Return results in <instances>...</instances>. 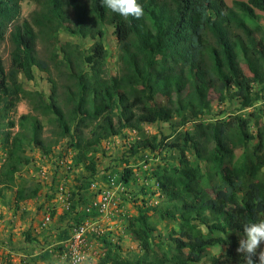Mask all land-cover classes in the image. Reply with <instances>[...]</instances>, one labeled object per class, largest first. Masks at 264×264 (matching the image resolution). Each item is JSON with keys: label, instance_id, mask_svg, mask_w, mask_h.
<instances>
[{"label": "trees", "instance_id": "obj_1", "mask_svg": "<svg viewBox=\"0 0 264 264\" xmlns=\"http://www.w3.org/2000/svg\"><path fill=\"white\" fill-rule=\"evenodd\" d=\"M22 1L0 0V49ZM138 3L143 17L126 21L101 0H89L88 9L70 0L73 27L63 1L49 0L39 21L48 35L62 30L80 38L91 32L89 16L100 26H112L116 75L108 72L101 29L88 54L73 57L65 46L54 47L47 61L38 57L30 23L13 26L9 68L0 56V143L6 150L0 199L12 192L18 206L42 190L40 181L21 182L18 175L31 163L29 148L53 156L42 138L43 123L29 114L18 121L10 117L29 94L19 76L33 81L35 69L49 74L53 66L65 81L62 93L53 78L50 94L36 95L38 107L54 117L60 138L74 153L67 168H84L94 177L102 144L132 130L137 138L129 155L149 153L144 171L152 172L162 198L155 206H137L126 220L125 235L138 244L137 252L126 254L111 233L94 236L104 253L100 264H200L214 247L224 251L211 256L210 264H244L236 251L237 233L245 223L264 219V32L255 22L257 11L264 14V0H236L234 7L224 0ZM214 104L228 108L217 112ZM174 118L169 135L144 129ZM152 159L158 161L156 169L149 167ZM132 175L126 167L119 183L128 185ZM91 182L96 180L89 188ZM159 222L176 224L179 233L171 231L168 242L156 241Z\"/></svg>", "mask_w": 264, "mask_h": 264}, {"label": "crops", "instance_id": "obj_2", "mask_svg": "<svg viewBox=\"0 0 264 264\" xmlns=\"http://www.w3.org/2000/svg\"><path fill=\"white\" fill-rule=\"evenodd\" d=\"M120 140V137H116L102 144L101 152L98 154L101 159L97 160L98 169L94 177L84 168L71 170L67 168L65 171L71 160L64 159L63 165L66 167L64 166L63 172L61 170L53 179L44 183L37 197L18 206L12 192H7L5 198L0 199V264H12L10 258H13V264H48L57 256L55 253L63 251L62 247L72 236L75 228L82 223L90 225L94 232L111 233L110 239L120 243L118 238L120 234L112 231L117 227V221L123 223L125 229L127 218L136 214L137 206L144 202L154 206L162 202L157 192L156 179L150 178L144 171L147 170L145 161L149 153L142 152L129 158L135 161L129 164L133 169L132 181L128 185L120 183L113 187L115 198L110 214L100 215L95 209L94 193L88 182L96 180L99 184H108L106 181L109 176L112 177L113 171L111 169L106 172L103 169L110 165V160L114 156L109 158L106 156L118 154L120 149L115 152L112 145L113 142L119 144ZM113 164L116 162L111 163V166ZM60 188L65 194L64 197L58 195L57 190ZM47 209L53 211V221L47 227H43V215ZM97 246L102 249L100 244ZM93 260L94 258L90 259V264H94Z\"/></svg>", "mask_w": 264, "mask_h": 264}, {"label": "rangeland", "instance_id": "obj_3", "mask_svg": "<svg viewBox=\"0 0 264 264\" xmlns=\"http://www.w3.org/2000/svg\"><path fill=\"white\" fill-rule=\"evenodd\" d=\"M63 1V10L66 11L68 15L71 16L73 22L72 26H76L75 16H74V10L73 7H71L70 0H62ZM78 4H80L82 7H85V9H88L89 6V0H77ZM226 5L228 7H234L233 2L236 0H224ZM237 1H246V0H237ZM48 5L49 0H23L21 3V14L18 18L14 19V21L8 25L7 32H6V40L2 43L1 49H0V56L3 58L4 64L6 68H9L10 66V54L12 50V44L9 40V34L12 30L14 25H20L24 21H28L30 25L33 27V30L35 31L37 41H36V50L38 57L42 60L49 61V58L51 57V53L54 50V47H57L58 49H61V47L65 46L68 51L71 53L73 57H80V54L84 52L85 54H88L91 50L92 46L98 42V30H102L104 32V36L102 38V41L105 44L106 50H107V63H108V72L111 75H116L119 72V65H118V46H117V39L114 34V29L110 25H103L100 26L93 16H89L86 20L89 27L91 28V32L86 35L85 38H80L78 36H72L64 31H60L58 35H48L45 27H43L41 24H39V21H41V15L48 11ZM88 11V10H87ZM240 14V13H239ZM242 18H245V21L248 26L252 27V23L249 19L244 17L242 14H240ZM257 20L255 22L259 23L262 26V31L264 32V14L257 11L256 13ZM258 37L259 35L256 34ZM60 52V50H59ZM61 53V52H60ZM62 58V55H60ZM51 73L47 74L44 73L38 69H35V78L33 81H27L23 74L19 76L20 81L22 82L25 90L29 92L27 96H25L22 101L18 104L16 111L11 115V119H14L15 121H18L19 117L21 115H32L33 117L38 118L44 126L42 138L45 141V143L48 146H51L53 151V157L57 155H62L64 159L71 158L74 154L71 150H68L67 146V140L61 139L58 133V129L56 128L54 124V117L48 113L47 111H44L43 109H40L38 107V97L36 94H40L43 97H47L50 94L52 83L50 82V79H55L59 84V92L62 93L63 91V85L65 81L62 80V78L59 75V72L57 69H55L53 66H50ZM215 111L219 112L221 110H224L228 107L225 106H219L214 104ZM227 115V114H225ZM177 119H173L170 123H164L160 125H145L144 129L147 134H155L160 133L163 135H169L171 134L176 127ZM15 132L18 131V127L14 129ZM252 131H255L254 128H252ZM137 138L136 132L132 130H126L123 134V136L120 137V143L113 142V149L116 152L118 149V154L113 155H107L106 157L114 156L113 159L110 160V165H106V167L103 169V171L109 172V170L112 169V177L114 179L115 186L119 185V179L120 175L124 172V169L126 167H129L130 163H135V161L130 160L131 157L129 155V151L131 148V145L135 142ZM60 153V154H59ZM6 156V150L0 143V166L5 160ZM28 156L31 159V163L24 167L18 175L19 180L18 181H26V180H38V169L40 166H44L49 168L48 170V176L47 178L42 182L40 180L42 185L46 183L49 179H53L55 174L60 172H63V168L65 165L61 162H57L55 158L51 160L49 157H45L41 155L39 150L36 148H29L28 149ZM100 155H97V160L99 161L101 158ZM105 156L103 157L104 161ZM113 166H111V163H115ZM158 161L149 160V167H152V169H156V164ZM55 165L57 167L56 170H54ZM136 165V164H134ZM66 167V166H65ZM67 171V167L65 169ZM69 173V172H68ZM116 173V174H115ZM152 174V172H150ZM67 174V173H66ZM114 174V175H113ZM149 174V175H151ZM109 181V180H108ZM106 181V182H108ZM50 209V208H49ZM47 209V212L50 210ZM44 213V215H45ZM43 215V217H44ZM117 227L112 230L114 233H119L120 236V243L122 245V248L124 252L130 253V252H137L138 251V244L134 242L129 236L125 235V229H123V223L120 221L116 222ZM49 228V227H48ZM44 229V228H43ZM42 229V231H43ZM124 230V233H123ZM171 231H176V233H179V229L176 224H169L166 222H159L158 223V230L155 233V240L156 241H162V242H168L169 236L171 235ZM102 233V234H99ZM174 235L175 237H178V235ZM95 235H103V232H92L89 233L88 239L90 242V251L88 252L89 260L94 258L93 262L94 264H100V261L103 257V249H99V246H97V242L94 240ZM60 247V246H54ZM102 250V251H101ZM224 251L221 247H214L212 248L208 256L204 258L200 264H210V257L211 256H218ZM61 251L60 253H55L54 255H62ZM96 252V253H95ZM10 263L13 264L12 260L13 258H10ZM7 260L6 262L9 263Z\"/></svg>", "mask_w": 264, "mask_h": 264}, {"label": "clouds", "instance_id": "obj_4", "mask_svg": "<svg viewBox=\"0 0 264 264\" xmlns=\"http://www.w3.org/2000/svg\"><path fill=\"white\" fill-rule=\"evenodd\" d=\"M101 3L126 21L129 18L139 20L144 15V8L138 0H101ZM237 235L236 251L242 255L244 264H264V248L261 247L264 245V219L245 223ZM48 264H90V260L86 253L73 250L70 256H54Z\"/></svg>", "mask_w": 264, "mask_h": 264}, {"label": "built area", "instance_id": "obj_5", "mask_svg": "<svg viewBox=\"0 0 264 264\" xmlns=\"http://www.w3.org/2000/svg\"><path fill=\"white\" fill-rule=\"evenodd\" d=\"M59 162H61V164L64 163L63 160H60ZM56 169L57 167L55 165L54 170ZM48 170L49 168L40 166L38 169V180L43 182L48 176ZM114 186L115 184L113 178L110 179V182L107 185L99 184L98 182H91L90 189L93 191L95 197L94 207L100 215H108L111 212V208L115 198V192L113 188ZM57 191L58 195L64 197L65 194L61 188ZM53 216L54 215L52 210L45 213L42 223L43 227H47L52 223ZM90 232H92V230L90 229V225H88L87 223L78 225L75 228L72 236L65 243L62 255L68 254L70 256L73 250H78L89 255L88 252L90 251V242L88 239V235Z\"/></svg>", "mask_w": 264, "mask_h": 264}]
</instances>
